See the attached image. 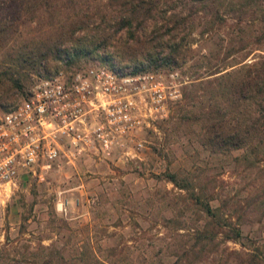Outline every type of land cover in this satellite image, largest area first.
Here are the masks:
<instances>
[{
    "label": "rangeland",
    "instance_id": "rangeland-1",
    "mask_svg": "<svg viewBox=\"0 0 264 264\" xmlns=\"http://www.w3.org/2000/svg\"><path fill=\"white\" fill-rule=\"evenodd\" d=\"M4 1L0 15L11 13L22 34L0 47V61L7 60L12 44H29L47 28L50 14L60 18L78 8L84 10L89 27L104 23L108 42H97L96 50H87L88 54L71 63L50 58L44 61L45 68L25 65L16 74L20 87L8 90L0 101V114L25 97L35 79L59 68L106 63L117 70L132 69L134 57L140 58L144 46L166 52L156 43L142 41L143 32L149 39L162 30H153L148 21L131 31L135 41L125 29L114 30V18L101 20L99 12L112 8L114 1L74 0L70 7L63 0L59 10L43 5L35 11H31V1ZM193 11V21L178 27L177 35H185L186 43L169 63L187 78L183 99L166 118L138 133L143 148L132 157L97 153L85 156L75 167L60 161L40 170L42 180L19 175L0 196V264H96L94 256L108 264H170L174 260L179 264H242L230 262L226 250L243 248L264 257V148L214 151L200 136L202 115L211 113L209 107L215 100H222L223 71L236 68L244 55L250 60L264 54V25L249 16L238 19L226 14L222 20L209 17L211 12L203 9ZM157 12L160 18L162 11ZM105 50L113 56L111 65L96 57ZM228 114L233 116L234 111ZM170 173L184 188L171 181ZM204 200L218 216L201 209L199 202ZM215 218L220 222L217 228ZM228 223L240 229L237 240L218 242L211 249L204 241H192L196 229L225 230ZM222 246L224 252L211 256Z\"/></svg>",
    "mask_w": 264,
    "mask_h": 264
},
{
    "label": "trees",
    "instance_id": "trees-1",
    "mask_svg": "<svg viewBox=\"0 0 264 264\" xmlns=\"http://www.w3.org/2000/svg\"><path fill=\"white\" fill-rule=\"evenodd\" d=\"M29 1H31L30 6H33L31 11H35L41 9L43 5L59 10L58 3H62L63 0H19V3H29ZM110 1H114L110 2L112 8H102L98 16L101 20H104L105 16V19L108 20L114 18L117 23L114 30L125 29L133 38L135 34L131 31L140 29L147 21L153 30H161L162 28L160 32L153 33V38L149 39L143 32L145 39L142 41L148 45L149 43H156L160 46V49H164L166 52L160 54L148 46H144L140 58L134 57L133 62H136V64L132 68L133 70L155 69L162 64L174 66L169 63L175 59L177 52L186 43L185 35H177L178 27H187L189 22L193 21L191 15L193 9V12H197L199 9L211 12L209 17H221L222 20L226 14H233L238 19L249 16L252 20L256 19L264 25V0ZM0 2L4 3L5 1L0 0ZM68 2L72 7L74 0H68ZM115 3L116 6L113 7ZM14 11L16 10L13 8L11 12L14 13ZM155 11H158V14L162 11L160 18L156 17ZM201 13L203 12L201 11ZM82 14L85 13L81 8L74 9L71 14H65L60 18L50 14L49 17L53 19L49 18L47 28L36 33L37 35L29 41V44L27 42H19L16 46L12 44V51L9 53L7 60L0 61V101L8 90L20 87V78L16 74L25 65L29 64V67L36 69L38 66L45 65L44 61L50 58L71 63L75 57L88 54L87 50H96L97 42H108L104 23L96 27H89L88 19ZM202 17L206 20L207 16L204 14ZM77 33H80V35L75 36ZM21 34L19 23L14 21L11 13L0 15V47L10 43L13 37L17 36L19 38ZM79 37L82 39L80 40ZM239 39H242V37L240 36ZM133 40L136 41V37ZM137 40H139V37ZM65 42L70 44H64ZM96 57L107 62V65L112 64L111 59L113 56L106 50L99 52L98 55L96 54ZM236 62H238L236 68L223 71L224 78L219 82L221 102L215 100L209 107L211 113L206 115L205 112L202 115L204 122L200 134L201 141L214 151L247 146L254 149L264 148V54L254 56L250 60H247L246 55H244ZM144 64L153 66V68H147ZM67 66L69 65L65 67ZM47 74L44 73L43 75ZM229 111H234L233 116H228ZM169 177L175 185L178 184L173 174L170 173ZM178 185L184 188L183 184ZM194 199L195 202H198V197ZM199 205L207 215L218 216L217 214L214 215L207 200L200 201ZM213 223L216 228L220 225L217 218ZM191 235L193 242L204 241L211 249V245L216 247L218 242L222 243L228 239L237 240L240 237V229L238 226L228 223L225 230L199 228L193 231ZM225 249V246H222L221 249L216 248L211 252V256L217 253L220 254L221 250L224 252ZM226 255L231 256L230 262L242 264L264 263L263 256H259V254L245 248L239 250L227 249ZM93 259L96 264H108L98 257L94 256ZM170 264H179V262L174 260ZM208 264L213 263L209 261Z\"/></svg>",
    "mask_w": 264,
    "mask_h": 264
},
{
    "label": "built area",
    "instance_id": "built-area-1",
    "mask_svg": "<svg viewBox=\"0 0 264 264\" xmlns=\"http://www.w3.org/2000/svg\"><path fill=\"white\" fill-rule=\"evenodd\" d=\"M186 82L177 66L117 70L99 63L38 77L0 114V196L19 175L42 180L40 170L61 156L71 163L83 151L136 155L143 148L138 133L168 116Z\"/></svg>",
    "mask_w": 264,
    "mask_h": 264
},
{
    "label": "crops",
    "instance_id": "crops-1",
    "mask_svg": "<svg viewBox=\"0 0 264 264\" xmlns=\"http://www.w3.org/2000/svg\"><path fill=\"white\" fill-rule=\"evenodd\" d=\"M96 154H97V153L92 152V151H83V152H80V153H78V154L75 156L74 160H73L71 163L67 162L66 159H65L63 156H61V157L58 159V161H57L58 163H56V164L59 165V162L61 161V162L68 163V165H70V166H72V167H75L76 164H77V162H79V161H80L82 158H84L85 156H94V157H96Z\"/></svg>",
    "mask_w": 264,
    "mask_h": 264
}]
</instances>
